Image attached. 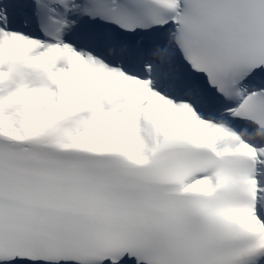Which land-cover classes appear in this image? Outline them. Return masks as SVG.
<instances>
[{
    "label": "snow or ice",
    "instance_id": "snow-or-ice-1",
    "mask_svg": "<svg viewBox=\"0 0 264 264\" xmlns=\"http://www.w3.org/2000/svg\"><path fill=\"white\" fill-rule=\"evenodd\" d=\"M0 264H264V0H0Z\"/></svg>",
    "mask_w": 264,
    "mask_h": 264
}]
</instances>
